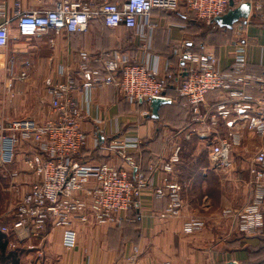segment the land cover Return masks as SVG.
<instances>
[{
  "label": "crops",
  "instance_id": "crops-1",
  "mask_svg": "<svg viewBox=\"0 0 264 264\" xmlns=\"http://www.w3.org/2000/svg\"><path fill=\"white\" fill-rule=\"evenodd\" d=\"M55 1L0 0V23L4 18L12 17L16 3L24 11L50 10ZM152 15L158 24L157 32H154L151 48L145 52L133 46L129 30L121 27L109 30L96 20L89 22L83 33L62 32L53 37V45L48 43L50 35L21 37L15 25H11L8 44L0 50V126L22 120L43 123L50 113L46 83L58 79L61 68H69L74 75L81 52L96 54L113 49L126 52L135 62L156 68L159 80L173 81V86L167 89L170 95L166 96L170 104L162 106L157 118H152L150 106L128 104L114 87H94L88 93L78 92L76 97L84 116L81 129L87 135L82 159L90 156L96 162L116 166L118 160L104 152L108 142L117 135L137 136L141 144L131 155L148 178L150 189L162 187L164 180L176 182L180 186L182 202L180 216L159 220L156 216L166 203L156 200L147 189L139 209L134 211L138 216L136 224L128 223L121 229L109 225L75 224L77 242L71 250L62 245V230L50 225L35 238L30 229L14 227L13 218L7 216L22 193L35 181L23 163L26 156L35 153V148L23 144L16 150L13 164L5 169L0 166V224L7 231L6 239L15 243L20 251L19 264H130L127 258L134 248L138 250L136 264L162 261L172 264H264V226L262 238L235 233L229 218H218L199 232H182L183 222L194 211L210 214L225 209L238 211L247 204L251 159L241 161L231 155L230 170H216L209 158V141L214 133L211 131L208 138H200L205 126L192 122L191 112L177 96L178 82L185 76V68H180L183 65L181 54L190 49L212 55L223 71H229L235 48L245 46L247 72L264 79V7L257 17L252 9L246 23L231 29H212L203 38L186 32L185 22H180L185 18L181 10H154ZM26 69L28 79L17 80ZM170 69L173 72L167 73ZM76 80L78 84L80 78ZM247 91L256 95L255 89ZM221 99L218 92L208 93L200 107L201 113H210ZM190 125L191 129H188ZM226 133L225 125L219 122L216 134L224 136ZM186 134L188 139L197 140H194L193 150L189 151L194 159L187 161L188 152L183 151L179 162L170 164L174 146L185 142ZM246 135L255 141L254 148L264 146V138ZM94 138L99 142L97 149L93 148ZM200 142L204 149L196 147ZM165 165L171 166V172L164 170ZM150 166L154 167L151 171ZM11 172L18 174L13 180L8 175ZM214 204L216 208L212 206ZM130 214L123 222L129 220Z\"/></svg>",
  "mask_w": 264,
  "mask_h": 264
},
{
  "label": "built area",
  "instance_id": "built-area-1",
  "mask_svg": "<svg viewBox=\"0 0 264 264\" xmlns=\"http://www.w3.org/2000/svg\"><path fill=\"white\" fill-rule=\"evenodd\" d=\"M244 2L250 3L251 10L261 6L260 1L252 3L250 0H56L50 10L24 11L16 3L12 17L0 23V50L8 44L12 24L21 37L52 36L48 43L53 45V37L62 32L83 33L89 22L96 20L109 30L120 27L129 30L133 46L145 52L151 48L158 26L152 15L154 10H181L185 16L192 15L211 24L215 17ZM180 61L185 76L178 82L177 93L191 108L192 122L205 126L199 137L205 139L211 131L214 133L209 141L212 166L228 171L232 165L231 153L243 141L246 132L264 138V79L247 72L245 46L235 48L229 71H223L219 61L210 54L184 52ZM94 64L97 67L94 68ZM58 74V79L46 83L50 113L43 123L22 120L0 126V166L3 169L14 163L19 146L35 148V153L23 160L35 181L7 213L13 218V226L30 229L32 236L38 238L50 225L62 230V245L71 250L77 242L75 224L118 227L130 211L139 209L147 189L154 198L168 200L167 207L156 216L159 220L180 216V186L164 180L162 187L150 189L148 178L132 157V152L141 144L137 136L117 135L108 142L104 152L118 160L116 166L81 156L87 146V135L81 129L84 116L76 94L110 86L133 106L149 104L151 99H167L156 68L137 63L128 53L113 49L96 54L81 52L74 75L69 68H61ZM27 79V69L17 77L19 81ZM248 89H255L256 95L248 93ZM210 92H218L222 99L210 113L202 114L200 107ZM219 122L225 125L224 136L216 134ZM188 138L186 134L185 139ZM98 145L94 138L93 148L97 149ZM180 152V146L175 145L170 164L179 162ZM153 169L150 166L149 171ZM164 170L171 172V166L165 165ZM8 175L13 180L18 174ZM248 175L247 204L238 211L221 212L230 219L239 235L252 234L264 226V146L256 147ZM204 226L202 219L190 216L183 222L182 232H199ZM0 233L6 238L7 231L1 225ZM16 247L9 242V250ZM137 257L138 250L134 248L127 262L136 264Z\"/></svg>",
  "mask_w": 264,
  "mask_h": 264
},
{
  "label": "trees",
  "instance_id": "trees-1",
  "mask_svg": "<svg viewBox=\"0 0 264 264\" xmlns=\"http://www.w3.org/2000/svg\"><path fill=\"white\" fill-rule=\"evenodd\" d=\"M247 1H249V0H247ZM250 1L252 3H257L258 1L261 2L260 8H254L255 17L259 16V14H261V10L264 7V0H250ZM160 12H169V11H160ZM184 17L185 18H182V20L180 19V22L181 23L185 22L186 32H189L190 35L198 33L199 34L198 36L200 38H203L204 36L210 34V31H211L210 28H206V30L204 32H202L201 29H200V26L196 27V25H194V24H197V22H202V21L196 19L192 15H190V16H185L184 15ZM210 25L213 26V28H216V29L220 28V27H217V26H215L213 24H210ZM220 29H225V28H220ZM155 32H157V30ZM186 51L188 53H191V54H194V55H204V54H206L204 52H199V51L196 52V51H193L191 49L190 50H186ZM133 53H134V51H133ZM172 61H174V59H172ZM174 65H176V63H174ZM183 67L184 66L182 65L180 68L182 69ZM172 72H173V69H170V70H168L167 73H172ZM160 81H162V83H163V85H164V87L166 89L165 90V96L170 95L169 92H168L169 90H167V89L173 86V81L172 82H168L167 80H161V79H160ZM177 96L179 97V95H177ZM123 100H125V99H123ZM179 100H182L183 103L185 104L184 99L179 97ZM125 102H126V100H125ZM141 106H145L146 107V106H149V104L148 103H144ZM162 106H164V105H162ZM162 106H160L158 112L161 110ZM186 107L191 112V108L189 106H186ZM191 115H192V112H191ZM193 140H195V139H193ZM188 143H190V141ZM156 200H158V199H156ZM158 201H164L166 203L165 208L167 207L168 200L166 198L160 199ZM164 209L161 210L160 212L164 211ZM134 211L135 210L130 211V212H132V214H130V212L128 213V216L130 214L129 220L126 221V222H122V224L119 225L118 227H116V229H121L128 223L136 224L137 221H138V216L135 215ZM128 216H127V218H128ZM253 235H259V237L262 238V236H263L262 229L254 232L252 234L244 235V236H253ZM8 244H9V241L5 238V236L3 234L0 233V264H19V260H20V256H19L20 255V253H19L20 251H19V249L16 248L14 250H9Z\"/></svg>",
  "mask_w": 264,
  "mask_h": 264
},
{
  "label": "rangeland",
  "instance_id": "rangeland-1",
  "mask_svg": "<svg viewBox=\"0 0 264 264\" xmlns=\"http://www.w3.org/2000/svg\"><path fill=\"white\" fill-rule=\"evenodd\" d=\"M188 19V18H187ZM194 25H196V27H198V26H200V29H201V31L202 32H204L205 30H206V28H210L211 30L212 29H215V28H213V26H211L210 24H206L205 22H197V24H194ZM195 34H198V33H195ZM132 54H134V53H132ZM131 54V55H132ZM188 129H191V125L190 126H188ZM195 129H197V127L195 128ZM247 134L249 133V132H246ZM246 133L244 134V136L246 137L247 135H246ZM251 134V133H250ZM253 135V134H252ZM183 140H185V142L184 141H182V143L180 144V146H181V152H183V151H185V152H188L187 153V156H186V160L187 161H192L194 158L193 157H191V155H192V153H189V151L190 150H193V146L195 145L194 144V142L195 141H197V140H193L192 138L191 139H183ZM187 140H189L190 141V143H186V141ZM185 143V144H184ZM201 143V142H200ZM199 143V145H196V147L197 148H199V150L200 149H204V144L203 143H201L200 144ZM255 143V141L253 140H251L250 138H245L241 143H240V145L239 146H237V147H235L234 149H233V154L231 153V155H234V156H236V158L235 159H239V160H241V161H247L248 159H251L252 157H253V154H254V152H255V149H256V147L254 148V145L256 144H254ZM205 145H206V143H205ZM238 156V157H237ZM231 160V159H230ZM0 196H1V194H0ZM2 200H1V198H0V202H1ZM5 202V201H4ZM213 207H215L216 208V204H214V205H212ZM219 215V216H218ZM191 216L192 217H195V218H200V219H202L204 222H205V226H204V228L207 226V225H209L210 223L211 224H214L215 222H217V221H215V220H219L218 218H220V219H228V218H225V217H223L222 216V213H221V211L220 212H217V213H214V214H210L209 212H207V213H204V212H200V211H194V212H192V214H191ZM213 220V221H212ZM231 222V221H230ZM1 225V224H0ZM203 228V229H204ZM231 228H232V230H234V226H233V224H231ZM235 231V230H234ZM236 233V232H235Z\"/></svg>",
  "mask_w": 264,
  "mask_h": 264
},
{
  "label": "water",
  "instance_id": "water-1",
  "mask_svg": "<svg viewBox=\"0 0 264 264\" xmlns=\"http://www.w3.org/2000/svg\"><path fill=\"white\" fill-rule=\"evenodd\" d=\"M230 8L233 7L232 3L229 4ZM251 6L249 2H244L239 6L229 9L224 15L215 17L211 24L225 29H231L233 26L240 23H246L249 18ZM170 104V100L167 99H151L149 106L151 109L152 118H157L158 110L160 106ZM227 264H234L229 262Z\"/></svg>",
  "mask_w": 264,
  "mask_h": 264
}]
</instances>
